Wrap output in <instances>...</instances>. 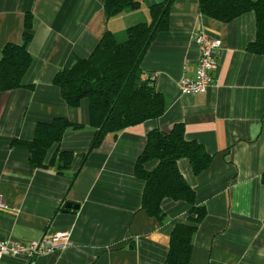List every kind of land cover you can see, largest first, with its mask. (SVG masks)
<instances>
[{"label":"crops","instance_id":"obj_1","mask_svg":"<svg viewBox=\"0 0 264 264\" xmlns=\"http://www.w3.org/2000/svg\"><path fill=\"white\" fill-rule=\"evenodd\" d=\"M105 1L0 0V50L21 42L30 12L34 33L26 88L0 91V193L10 206L0 210V239L29 242L67 233L72 243L34 260L4 257L0 264H166L170 236L178 222L188 220L190 206L165 199L163 223L142 211L145 183L135 176V166L149 132L169 133L178 124L188 141L213 157L198 176L187 159L178 162L197 204L207 211L193 237L190 264H264V56L247 51L256 38L255 16L222 24L202 16L199 0H175L169 29L157 36L141 64L165 96V114L90 150L95 129L89 101L70 107L53 79L76 58L88 57L106 31L125 40L127 29L150 22L149 7L165 0H141L140 10L111 19ZM199 28L223 45L211 89L186 95L180 81L196 74ZM56 118L82 127L67 130L60 145L73 154L66 175L33 168L28 151L11 146L14 139H33L39 123ZM56 151L50 150L47 163ZM157 166V161L146 165L151 171ZM67 203L79 208H66Z\"/></svg>","mask_w":264,"mask_h":264},{"label":"trees","instance_id":"obj_2","mask_svg":"<svg viewBox=\"0 0 264 264\" xmlns=\"http://www.w3.org/2000/svg\"><path fill=\"white\" fill-rule=\"evenodd\" d=\"M174 1L151 5V21L129 27L124 41H118L110 30L106 31L88 57L76 58L71 67L60 69L54 77L53 85L59 88L70 107L77 108L83 100L89 101L90 125L95 129L90 150L101 146L107 137L116 139L130 127L160 119L165 114V96L157 90L153 74L143 70L141 64L153 41L169 29V10ZM199 6L204 18L222 24L252 13L256 38L247 51L264 56V0H199ZM141 8V0H106L104 13L111 19ZM23 28L20 43L7 44L0 50L1 92L26 88L23 79L33 63L29 52L34 38L31 12L25 15ZM80 128L65 118H56L49 123H39L33 139H14L11 146L28 151L33 168H55L58 174L66 175L73 154L61 151L60 145L67 130ZM53 147H57V151L47 163ZM181 159L188 160L195 176L208 170L213 162L203 145L186 139L184 126L178 124L169 133L159 129L149 132L135 166V176L145 183L142 211L163 223L165 215L161 205L165 199L190 206V217L186 222H178L170 236L166 264L191 263L193 237L207 215L205 207L197 204L195 190L179 169ZM151 161L158 162L152 171L146 167ZM62 209L63 205L59 207ZM129 247L135 248V242Z\"/></svg>","mask_w":264,"mask_h":264},{"label":"built area","instance_id":"obj_3","mask_svg":"<svg viewBox=\"0 0 264 264\" xmlns=\"http://www.w3.org/2000/svg\"><path fill=\"white\" fill-rule=\"evenodd\" d=\"M194 40L199 50V61L195 76L183 77L180 81V88L186 95L206 94L211 89L215 79L214 74L218 68L217 55L223 45L221 38L211 35L202 28L195 31ZM9 209L10 206L3 201L0 193V210L7 211ZM71 244L67 233L55 236L44 235L38 240L29 242L0 239V259L25 257L34 260L39 256L66 249Z\"/></svg>","mask_w":264,"mask_h":264},{"label":"water","instance_id":"obj_4","mask_svg":"<svg viewBox=\"0 0 264 264\" xmlns=\"http://www.w3.org/2000/svg\"><path fill=\"white\" fill-rule=\"evenodd\" d=\"M66 208H73V209H78L79 205H73V203H67Z\"/></svg>","mask_w":264,"mask_h":264},{"label":"rangeland","instance_id":"obj_5","mask_svg":"<svg viewBox=\"0 0 264 264\" xmlns=\"http://www.w3.org/2000/svg\"><path fill=\"white\" fill-rule=\"evenodd\" d=\"M119 40H120V41H124V40H121L120 38H119Z\"/></svg>","mask_w":264,"mask_h":264}]
</instances>
